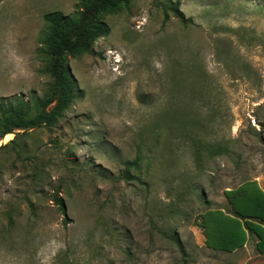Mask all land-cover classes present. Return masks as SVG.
I'll list each match as a JSON object with an SVG mask.
<instances>
[{
  "label": "rangeland",
  "instance_id": "374dc122",
  "mask_svg": "<svg viewBox=\"0 0 264 264\" xmlns=\"http://www.w3.org/2000/svg\"><path fill=\"white\" fill-rule=\"evenodd\" d=\"M79 5L0 0V98L48 93L44 15ZM105 21L70 60L84 96L0 137V264H243L197 220L264 190V0H131Z\"/></svg>",
  "mask_w": 264,
  "mask_h": 264
},
{
  "label": "trees",
  "instance_id": "16d2710c",
  "mask_svg": "<svg viewBox=\"0 0 264 264\" xmlns=\"http://www.w3.org/2000/svg\"><path fill=\"white\" fill-rule=\"evenodd\" d=\"M130 1L80 0L73 14L53 11L44 15L46 26L41 35L39 53L45 59V71L53 82L48 93L38 98L33 106L24 100L13 105L17 98H0V137L17 130L27 132L43 126L54 127L72 103L84 96L71 71L70 60L91 53L97 40L111 33L106 17L119 13ZM224 194L227 210L209 207L197 220L204 247L233 253L242 248L247 243L248 234H252L258 238L256 251L264 253V190L257 181L249 179ZM53 200L66 214L62 196L57 193ZM68 222L69 219L65 218L64 223ZM180 246L183 251V245Z\"/></svg>",
  "mask_w": 264,
  "mask_h": 264
},
{
  "label": "crops",
  "instance_id": "0c3cea01",
  "mask_svg": "<svg viewBox=\"0 0 264 264\" xmlns=\"http://www.w3.org/2000/svg\"><path fill=\"white\" fill-rule=\"evenodd\" d=\"M254 237V239L252 238ZM253 239V240H252ZM258 238L252 234H248L247 243L240 249L236 250L231 254L240 252L243 255V264H264V253H258L256 251V244Z\"/></svg>",
  "mask_w": 264,
  "mask_h": 264
}]
</instances>
